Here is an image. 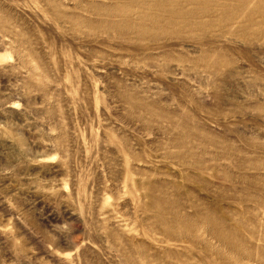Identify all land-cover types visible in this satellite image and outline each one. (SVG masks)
<instances>
[{"label":"rangeland","instance_id":"obj_1","mask_svg":"<svg viewBox=\"0 0 264 264\" xmlns=\"http://www.w3.org/2000/svg\"><path fill=\"white\" fill-rule=\"evenodd\" d=\"M0 264H264V0H0Z\"/></svg>","mask_w":264,"mask_h":264},{"label":"bare ground","instance_id":"obj_2","mask_svg":"<svg viewBox=\"0 0 264 264\" xmlns=\"http://www.w3.org/2000/svg\"><path fill=\"white\" fill-rule=\"evenodd\" d=\"M196 1L197 0H192V2L193 3H196ZM239 1H242V0H239ZM159 2L161 3V4H164L165 2H166V0H165V2H164V0H159ZM126 4V3H125ZM157 4H158V0H157ZM155 5V4H154ZM129 6V4L126 6L125 5V9L127 8ZM158 6V5H157ZM123 7V6H122ZM177 7V6H176ZM176 7H172V6H170L169 8H168V12L170 13V14H178V15H181V16H183L184 14H187V16H194V15H196L197 13H198V9L196 10V9H194V10H189L188 12H185V11H181V10H177L176 9ZM130 8V7H129ZM159 8V7H158ZM131 9V8H130ZM129 9V13L131 12V10ZM155 9V8H154ZM162 9H164V8H162ZM118 11V10H117ZM158 11V10H157ZM111 12V11H110ZM122 12L124 13L125 12V10L123 11L122 10ZM128 12V11H127ZM127 12H125L126 14L125 15H128L127 14ZM162 12H164V11H162ZM132 14V13H131ZM117 15H118V13H117ZM130 15V14H129ZM128 15V16H129ZM121 17V16H120ZM145 17V16H144ZM127 18V20H126V22H127V24H128V21H129V17H126ZM149 18V17H148ZM150 18H151V16H150ZM125 21V20H124ZM151 21V20H150ZM154 21V20H153ZM157 21V20H156ZM171 22V21H170ZM116 24V23H115ZM135 24V23H134ZM136 24H138V23H136ZM168 24V23H167ZM172 24V23H171ZM124 25V24H123ZM129 25V24H128ZM138 25H140V23L138 24ZM121 26H122V24H121ZM135 26V25H134ZM157 27V26H156ZM126 29V28H125ZM143 31V30H142ZM162 212V211H161ZM160 212V213H161ZM161 215V214H160ZM160 215H159V218H160ZM174 217H175V215H174ZM176 217H177V214H176ZM211 215H208V214H204V215H201L200 216V218H199V221H197L196 220V222L194 223V222H191V221H186V219L184 220H182V219H180L179 218V216H178V219L177 220H173V221H175V228L176 227H178V230L180 229V231H184L185 233H190L192 230H194V229H196V225L198 224V226H200V225H202L203 224V226H204V224H207V223H210V224H212L213 222L214 223H216L215 221H212V219H211ZM213 218V217H212ZM162 219V218H161ZM161 219H158L157 218V220H161ZM217 220V219H216ZM173 221H171V222H173ZM176 221L178 222V223H176ZM164 222V218L162 219V223ZM218 222V221H217ZM160 223V222H159ZM165 223V222H164ZM220 223V222H219ZM161 224V223H160ZM166 224V225H165ZM165 224H163L164 225V229L166 228L165 226H167V228L166 229H168V231H169V233H170V231H171V228H170V230H169V225H167V223H165ZM174 224V223H173ZM219 225V224H218ZM208 226V225H207ZM212 227V226H211ZM214 227V226H213ZM212 227V228H213ZM219 227H220V225H219ZM219 227H216L215 229H214V233H215V235H217L219 238H222V239H224L228 244H230L231 246H232V248H233V245H236L235 244V242L232 240L233 238L231 237V234H228V232H226L225 233V230L224 231H222V230H218V229H220ZM174 228V229H175ZM163 229V230H164ZM177 229V228H176ZM175 229V230H176ZM178 230H177V232H178ZM164 231H166V230H164ZM175 232V231H174ZM165 233H167V231L165 232ZM226 243V244H227Z\"/></svg>","mask_w":264,"mask_h":264}]
</instances>
